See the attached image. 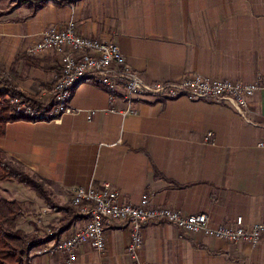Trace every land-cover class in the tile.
Wrapping results in <instances>:
<instances>
[{"label": "crops", "instance_id": "1", "mask_svg": "<svg viewBox=\"0 0 264 264\" xmlns=\"http://www.w3.org/2000/svg\"><path fill=\"white\" fill-rule=\"evenodd\" d=\"M70 1L75 10L38 0L0 6V64L38 101L57 81L58 56L27 49L44 29L71 20L79 35L116 42L148 83L197 73L257 81L262 88L245 116L227 102L186 96L137 100L135 112L123 115L112 109L104 87L86 80L71 101L80 112L8 122L0 137L5 156L44 180L60 203L72 204L77 186L109 182L123 202L137 204L148 194L154 206L207 213L212 225L234 224L238 216L248 225L264 221V148L258 145L264 138V0ZM64 218L58 211L46 219ZM72 221L69 231L84 223L81 215ZM129 242L128 224L111 220L105 248L85 243L73 264H137ZM140 258V264H264V238L256 245L232 242L149 221ZM29 264L66 263L56 254L35 256Z\"/></svg>", "mask_w": 264, "mask_h": 264}, {"label": "built area", "instance_id": "2", "mask_svg": "<svg viewBox=\"0 0 264 264\" xmlns=\"http://www.w3.org/2000/svg\"><path fill=\"white\" fill-rule=\"evenodd\" d=\"M38 1L68 5L72 10L77 7L70 0ZM27 52L30 55L52 52L58 56L60 67L49 97L40 100L39 104L19 96L11 97L15 115L30 121L59 120L64 114L80 112L81 110L72 106L71 101L75 88L86 80L104 87L112 109L123 115L135 112L134 104L137 100L186 96L192 100L227 102L245 116L249 100L262 88L257 81L211 79L197 73L180 81L148 83L128 64L116 42L77 34L73 20L66 27L51 26L41 31L39 40L28 47ZM121 101L126 107L116 109V104ZM92 115L93 111H88V116ZM210 136L211 132L208 133L209 138ZM258 145L264 148V138ZM71 202L79 208L84 223L65 237L55 240L56 243L47 249L51 253L64 254L66 264L75 263L79 248L85 243L103 250L106 246L105 225L111 220H122L128 224L130 242L127 248L137 264H140L141 259L143 230L149 221L170 222L186 232L202 233L232 242L247 241L256 245L264 238V221L248 225L242 216H238L234 224L212 225L207 213L184 214L178 209L154 206L148 194L143 195L137 204L123 202L120 191L109 182L75 187L71 191Z\"/></svg>", "mask_w": 264, "mask_h": 264}, {"label": "trees", "instance_id": "3", "mask_svg": "<svg viewBox=\"0 0 264 264\" xmlns=\"http://www.w3.org/2000/svg\"><path fill=\"white\" fill-rule=\"evenodd\" d=\"M13 96L38 103L35 97L21 91L14 77L0 64V137L4 136L8 122L26 120L15 115V107L10 101ZM155 174L158 175L157 169ZM8 178L34 189L40 197L45 198L46 190L42 184L34 181L21 165L8 159L0 148V181ZM53 208L60 207L54 204ZM25 215V207L20 201L0 198V264H29V252L38 241H33V234L19 227V222Z\"/></svg>", "mask_w": 264, "mask_h": 264}, {"label": "rangeland", "instance_id": "4", "mask_svg": "<svg viewBox=\"0 0 264 264\" xmlns=\"http://www.w3.org/2000/svg\"><path fill=\"white\" fill-rule=\"evenodd\" d=\"M16 0H0V6L7 7L10 3ZM50 93V92H49ZM38 101L37 104H39ZM28 175L41 183L46 190L45 198L40 195L32 188L20 183L15 179H5L0 181V198L9 200H18L25 207L26 215L23 217V222L20 220L19 227L21 224H31V231H27L24 226V230L33 234V241H38L37 245L31 248L29 252V262L35 256H54L56 254H64L60 252L51 253L47 249L51 248L57 240L68 235L72 220L77 219L80 216L79 208L74 204L60 203L56 200L52 194V190L49 185L42 179L35 177L33 173L26 170ZM48 203H51L50 205ZM57 204L60 208L54 209L53 205ZM66 207V208H64ZM63 211L65 218L61 221L57 219L48 220L47 215L53 214V212ZM46 215V216H45ZM82 225V224H81ZM65 229L64 227H67ZM21 228V227H20ZM29 228V229H30ZM65 258V256H64Z\"/></svg>", "mask_w": 264, "mask_h": 264}]
</instances>
